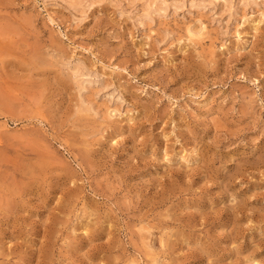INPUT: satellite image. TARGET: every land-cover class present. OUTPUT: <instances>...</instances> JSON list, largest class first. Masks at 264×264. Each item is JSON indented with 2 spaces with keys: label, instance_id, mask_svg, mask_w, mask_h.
Masks as SVG:
<instances>
[{
  "label": "rangeland",
  "instance_id": "1",
  "mask_svg": "<svg viewBox=\"0 0 264 264\" xmlns=\"http://www.w3.org/2000/svg\"><path fill=\"white\" fill-rule=\"evenodd\" d=\"M0 264H264V0H0Z\"/></svg>",
  "mask_w": 264,
  "mask_h": 264
},
{
  "label": "bare ground",
  "instance_id": "2",
  "mask_svg": "<svg viewBox=\"0 0 264 264\" xmlns=\"http://www.w3.org/2000/svg\"><path fill=\"white\" fill-rule=\"evenodd\" d=\"M78 74H79V72H78ZM78 74H77V75H78ZM74 75H75V74H74Z\"/></svg>",
  "mask_w": 264,
  "mask_h": 264
}]
</instances>
